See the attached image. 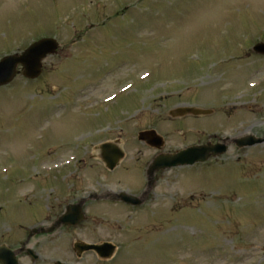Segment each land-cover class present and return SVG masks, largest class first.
I'll return each instance as SVG.
<instances>
[{
    "label": "rangeland",
    "instance_id": "374dc122",
    "mask_svg": "<svg viewBox=\"0 0 264 264\" xmlns=\"http://www.w3.org/2000/svg\"><path fill=\"white\" fill-rule=\"evenodd\" d=\"M23 1L0 0V29L6 32H0V49L28 45L27 38L51 27L66 51L47 58L37 80L17 77L0 89V215L16 207L22 215L27 205L18 203L16 196L29 187L44 186L47 191L63 186L54 177L36 180V171L43 173L77 149L86 163L56 173H71L64 180L72 183L70 194L85 192L96 181L112 192H137L143 181L131 170L142 173L151 156L135 143L139 131L155 130L170 153L220 137H262L264 60L244 56L251 52L246 43L264 40V0H27V10L22 9ZM95 23L100 29L86 32ZM85 32L75 40L77 33ZM222 49L241 52L225 62ZM87 63V70L97 76L94 91L107 93L102 97L134 77L144 87L136 86L132 95L95 112L56 110L50 116L54 98L65 103L69 92L75 93L82 78L77 66ZM69 66L78 69L69 70L66 77L61 71ZM146 72L152 76L139 81ZM166 81L175 90L163 91ZM179 107L212 109L213 115L203 120L170 118L168 112ZM136 113L135 121L129 122ZM101 125H123L119 136L110 132L105 137L120 138L127 157L119 169L130 167L123 176L116 177L118 169L100 172L97 161L87 160L92 146L86 152L83 139L90 131L82 134ZM4 166L7 173L2 175ZM158 191V205L149 210L132 213L112 204L100 210L89 205V220L81 228L58 233L62 238L45 241H52L45 247L43 240H36L34 246L43 247L38 251L42 257L70 261L73 257L58 254L67 251L63 241L110 242L118 247L111 262L89 256L84 264H264V144L241 151L231 146L224 157L205 165L170 170ZM20 221L27 225L29 216ZM7 228L0 225L1 237L10 234Z\"/></svg>",
    "mask_w": 264,
    "mask_h": 264
},
{
    "label": "water",
    "instance_id": "95a60500",
    "mask_svg": "<svg viewBox=\"0 0 264 264\" xmlns=\"http://www.w3.org/2000/svg\"><path fill=\"white\" fill-rule=\"evenodd\" d=\"M56 50V43L52 40H45L40 43L33 45L30 49H28L22 56L20 57H11L4 60L0 64V86L9 83L14 76L16 75V67L21 65L22 75L26 78H36L40 72V62L41 60L48 54H53ZM255 52L264 54V45H259L254 48ZM185 112H192L194 115L203 114L199 111L192 110H177L176 113L182 114ZM141 140H146L153 144L156 140L158 144H161L160 140L155 139L153 133H143L139 137ZM264 140H257L252 136H246L235 142L238 144L239 148H244L248 146H253L255 144L262 143ZM225 146H204L198 148H191L186 151L179 152L175 156H161L156 159L153 163V170L158 171L160 169L171 168L175 166H184V165H193L196 162H204L210 156H218L222 155L225 152ZM212 154V155H211ZM120 156L117 157V159ZM116 158L113 157L111 160V164L109 169L114 167V162ZM124 202H128L127 198H124ZM131 202V200H130ZM78 210L72 208L69 213L64 215L60 220L64 222L65 220L71 221L72 225H76L78 223L77 219L80 218L78 214ZM75 248L80 251L93 250L101 258H109L114 250V248L109 244H103L99 246H84L82 244L75 245Z\"/></svg>",
    "mask_w": 264,
    "mask_h": 264
},
{
    "label": "flooded vegetation",
    "instance_id": "af4514ba",
    "mask_svg": "<svg viewBox=\"0 0 264 264\" xmlns=\"http://www.w3.org/2000/svg\"><path fill=\"white\" fill-rule=\"evenodd\" d=\"M57 191L58 189L51 190L49 194L39 195V198L35 203H28L29 206L34 204L30 209L31 211H28L29 221L32 225L28 227V230L20 225L19 222L21 221L19 218V214H13L15 213V211L18 212L17 210L10 213L11 218H8V213L10 212L9 210H6L5 213L0 217V224H14L12 225V227H18L20 225L19 227L23 228L22 233L20 230L11 227L10 234L7 235V237L0 236L3 239L0 241V246H5L13 254L16 264H25V259L29 258V256H27L25 252V247H29L33 241H47L49 240V237H54L50 236L51 234L42 233L43 230H46L43 228H48L56 223L57 218L61 215V210L64 207L66 208L68 205L75 204L79 201V199L82 198L81 196H78V194L61 195ZM145 199H149L150 201L151 196L150 198H148V196L146 198H144L143 196L140 197V201L145 202ZM41 208H44L45 210L42 211ZM35 228L37 229L36 234L29 237L28 233L30 229ZM26 241L27 246H22V244ZM31 248L32 250L36 249V246L33 245ZM69 253L71 254V252ZM0 264H4L1 259Z\"/></svg>",
    "mask_w": 264,
    "mask_h": 264
}]
</instances>
